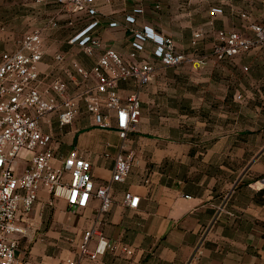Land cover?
I'll return each mask as SVG.
<instances>
[{"label": "crops", "instance_id": "0c3cea01", "mask_svg": "<svg viewBox=\"0 0 264 264\" xmlns=\"http://www.w3.org/2000/svg\"><path fill=\"white\" fill-rule=\"evenodd\" d=\"M194 3L98 0V35L105 48L129 57L132 35L126 17L134 15L137 28L153 27L195 62L178 69L157 62L154 78L141 94L140 123L126 140L125 153L134 154V163L124 182L112 184L109 212L92 200L88 208L70 213L63 199L53 200L41 191L27 235L19 239V264H60L77 256L90 228L115 249L79 264H264V47L232 60L211 59L219 32L237 31V0L230 2L233 12L219 4L206 9V16L195 12ZM7 6L15 9V20L0 31V57L15 50L26 34L41 30L40 71L63 79L76 92L81 77L70 61L91 69L101 54L87 57L70 43L90 18L63 10L52 0H0V7ZM138 7L143 14H134ZM214 8L223 14L212 15ZM52 20L56 27H50ZM113 22L118 26L110 27ZM209 23L215 24L212 48L205 28ZM153 46L147 42L140 57H152ZM59 53L69 57L66 63L56 61ZM203 58L205 63L196 61ZM87 83L95 86L92 80ZM119 90L126 97L136 87L121 82ZM48 120L44 131L54 135L59 154L77 149L92 162L96 185L110 183L122 152L116 129L97 127L83 103L70 125L60 127L56 115ZM126 192L140 197L138 209L124 205ZM96 245L93 240L90 249Z\"/></svg>", "mask_w": 264, "mask_h": 264}, {"label": "built area", "instance_id": "2783aa9c", "mask_svg": "<svg viewBox=\"0 0 264 264\" xmlns=\"http://www.w3.org/2000/svg\"><path fill=\"white\" fill-rule=\"evenodd\" d=\"M45 3L49 0H30ZM63 10L83 14L90 18L88 25L71 40L87 57L101 52L96 65L87 69L76 60L72 68L80 75L79 89L70 92L61 78H50L40 71L43 59V34L36 30L26 34L18 47L0 57V264H19L16 253L19 239L27 235L28 220L40 199V192L47 191L53 200L63 199L70 213L88 208L92 200L101 202V211L112 207V184L124 182L133 163L134 154H126L129 133L139 125L143 102L141 94L152 82L156 64L166 68H181L195 62V57L180 51L171 38L165 37L149 25L136 27V17H126L132 35V52L124 58L116 50L105 48L98 35L101 26L98 0H52ZM159 8V4H155ZM143 14L144 8L133 10ZM223 14L214 8L212 15ZM50 27H56L52 20ZM114 28L118 24L109 25ZM251 35L239 31H220V41L212 56L219 61L232 60L254 48L264 47V25L253 23ZM153 43L152 57L140 55L146 51V43ZM152 58V59H151ZM59 64L69 57L59 53ZM205 63L206 58L201 60ZM95 83L94 87L88 81ZM121 82H133L136 90L128 96L120 94ZM95 125L101 129L115 128L122 140L120 154L115 159L111 182L96 185L92 162L77 149L60 155L55 147V137L44 131L48 117L56 115L60 127L74 123L81 113V104ZM123 203L136 210L140 197L126 192ZM97 240L94 249H90ZM114 244L95 228L85 231L75 257L66 258L60 264H79L83 259L98 260ZM127 254H132L126 250Z\"/></svg>", "mask_w": 264, "mask_h": 264}, {"label": "rangeland", "instance_id": "374dc122", "mask_svg": "<svg viewBox=\"0 0 264 264\" xmlns=\"http://www.w3.org/2000/svg\"><path fill=\"white\" fill-rule=\"evenodd\" d=\"M159 2V0H156ZM232 0H194L195 4V12L199 16H206V9L212 8L216 5H226L230 8L231 12H233V6H230ZM15 20V9L11 7H0V31L9 26L14 24L13 21ZM220 20V19H219ZM223 22V21H221ZM225 26L228 24L230 25V20H224ZM253 23H258L264 25V0H237V31L238 29H242L239 32H242L244 35L249 36L250 34V25ZM206 29L209 30L208 38L211 40L210 48L213 46V39L215 38L214 30L215 24L209 23L205 26ZM0 42H4L3 39H0ZM216 46V45H215ZM214 46V47H215ZM213 47V49H214ZM213 49L211 52V59L214 58L212 56ZM209 57V59H210ZM215 59V58H214ZM217 60V59H216ZM219 61V60H218ZM226 81L229 82L230 80L226 77ZM73 250V247H70Z\"/></svg>", "mask_w": 264, "mask_h": 264}]
</instances>
